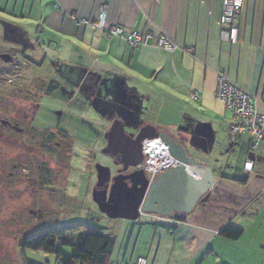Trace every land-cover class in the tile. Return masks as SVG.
I'll return each mask as SVG.
<instances>
[{"label":"crops","instance_id":"1","mask_svg":"<svg viewBox=\"0 0 264 264\" xmlns=\"http://www.w3.org/2000/svg\"><path fill=\"white\" fill-rule=\"evenodd\" d=\"M0 14L20 34L17 20L34 23L50 46L45 58L68 81L90 87L102 101L130 93L141 108L150 106L156 113L142 126L176 138L211 171L209 193L182 221L154 215L113 220L110 263L142 257L148 264H264V148L254 150L250 136L232 133L233 114L215 95L225 76L254 96L264 114V0H244L235 45L221 38L223 0H0ZM114 26L153 33V39L132 47L107 37L106 28ZM161 36L175 43L174 52L157 47ZM223 131L231 150L226 156L223 145L217 152L211 146ZM246 162H253L251 172ZM227 225L243 230L242 237L221 238Z\"/></svg>","mask_w":264,"mask_h":264},{"label":"rangeland","instance_id":"2","mask_svg":"<svg viewBox=\"0 0 264 264\" xmlns=\"http://www.w3.org/2000/svg\"><path fill=\"white\" fill-rule=\"evenodd\" d=\"M5 21L10 20L0 14V264H58L55 254L21 244L45 231L74 239L83 232L112 234L113 220L93 200L96 165L114 168L113 158L103 153L105 134L120 119L134 137L156 111L141 108L130 93L99 100L90 87L68 81L58 64L45 58L50 46H44L34 23L16 21L24 35ZM59 131L71 140L69 154ZM226 139L224 131L212 138L215 152L222 151L219 143L229 154ZM55 148L63 158L68 154L67 161L46 152ZM189 154L197 156L191 148ZM43 170L52 172L47 173L51 185L40 186ZM61 251L72 248L62 245Z\"/></svg>","mask_w":264,"mask_h":264},{"label":"water","instance_id":"3","mask_svg":"<svg viewBox=\"0 0 264 264\" xmlns=\"http://www.w3.org/2000/svg\"><path fill=\"white\" fill-rule=\"evenodd\" d=\"M105 139L107 146L103 153L118 158L117 164L122 166L114 178L110 167L100 164L95 167L93 200L107 218L137 221L141 215H154L177 220L191 215L209 193L210 169L199 166L183 144L154 125L142 126L132 137L124 122L116 119ZM155 139H161L168 150L162 156L165 170L151 182L140 166L145 161L143 142ZM130 169L133 171L126 174Z\"/></svg>","mask_w":264,"mask_h":264},{"label":"built area","instance_id":"4","mask_svg":"<svg viewBox=\"0 0 264 264\" xmlns=\"http://www.w3.org/2000/svg\"><path fill=\"white\" fill-rule=\"evenodd\" d=\"M244 6V0H223V14L220 19L221 38L223 42L235 45L239 41V29L237 21ZM100 20H104L106 16V8L103 7ZM93 28L102 26L99 22H83ZM107 37L119 38L126 41L132 47H139L146 45L153 39V33H142L140 31H128L123 27L114 26L106 28ZM157 47L174 52L176 49L175 43L165 36H161L157 41ZM216 98L225 106V108L232 112L233 123L231 131L236 136L248 135L252 138V149L257 150L264 148V114L257 110V99L241 89L237 84L230 81L225 76L219 78L216 89ZM198 99V96H194ZM159 151L164 154L168 147L161 139H155ZM152 140H145L143 142V153L145 161L140 168L145 169L149 180L152 182L162 171L166 168V163L154 153L150 152V147L153 144ZM245 170H253V162L245 163ZM116 264V263H110ZM134 264H148L147 259L138 258Z\"/></svg>","mask_w":264,"mask_h":264},{"label":"trees","instance_id":"5","mask_svg":"<svg viewBox=\"0 0 264 264\" xmlns=\"http://www.w3.org/2000/svg\"><path fill=\"white\" fill-rule=\"evenodd\" d=\"M52 90L54 88H51ZM37 134V133H36ZM59 140L64 143V150L69 154L71 150V140L69 136L59 131ZM44 137H53V134H44ZM47 139V138H46ZM45 140V138H44ZM44 145L47 142L44 141ZM63 144L61 143V146ZM44 148H46L44 146ZM47 153H52L57 156L59 162L67 161L68 154H64V158L59 150L48 149ZM66 156V157H65ZM51 171H41L39 174L40 186L51 185V178L47 176ZM46 174V175H45ZM185 217L177 220L182 221ZM243 235V230L227 225L219 232V236L224 239L237 241ZM66 245L72 248L71 253L61 251V246ZM116 245V238L111 235H103L99 233H80L76 239L74 237L63 238L56 232L45 231L37 237L24 241L21 246L25 249L42 250L46 253L55 254L58 264H110V258L113 254Z\"/></svg>","mask_w":264,"mask_h":264},{"label":"flooded vegetation","instance_id":"6","mask_svg":"<svg viewBox=\"0 0 264 264\" xmlns=\"http://www.w3.org/2000/svg\"><path fill=\"white\" fill-rule=\"evenodd\" d=\"M113 158V165H114V168L112 166H110L111 170H112V178L116 177L119 173L118 171L122 168V166L118 165L117 163L119 162L118 161V158ZM131 171H133L132 169H130L126 174L130 173ZM112 184V182L110 183V185Z\"/></svg>","mask_w":264,"mask_h":264},{"label":"bare ground","instance_id":"7","mask_svg":"<svg viewBox=\"0 0 264 264\" xmlns=\"http://www.w3.org/2000/svg\"><path fill=\"white\" fill-rule=\"evenodd\" d=\"M154 140H152L153 142ZM157 142H153L152 146L150 147V152L154 153L155 155L159 156L160 158L163 156V153L159 151V148L157 147Z\"/></svg>","mask_w":264,"mask_h":264}]
</instances>
